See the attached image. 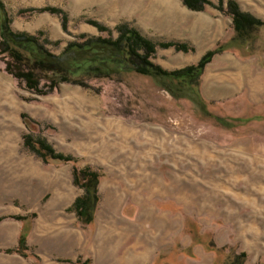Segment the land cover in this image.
I'll return each mask as SVG.
<instances>
[{
  "label": "rangeland",
  "instance_id": "obj_1",
  "mask_svg": "<svg viewBox=\"0 0 264 264\" xmlns=\"http://www.w3.org/2000/svg\"><path fill=\"white\" fill-rule=\"evenodd\" d=\"M1 1L11 30L55 57L116 40L124 24L154 44L148 61L166 72L221 52L197 87L119 70L109 49L69 52L62 59L106 63L87 87L45 96L0 54V264H129L141 253L142 264H264V0H209L202 11L183 0ZM233 5L261 23L243 40ZM25 136L72 161L41 158ZM73 168L98 174L90 224L73 210L84 194Z\"/></svg>",
  "mask_w": 264,
  "mask_h": 264
},
{
  "label": "trees",
  "instance_id": "obj_2",
  "mask_svg": "<svg viewBox=\"0 0 264 264\" xmlns=\"http://www.w3.org/2000/svg\"><path fill=\"white\" fill-rule=\"evenodd\" d=\"M183 4L191 11H202L209 0H183ZM230 6V5H228ZM229 16L232 18L233 30L239 40L245 39V31L261 25L250 15L240 13L236 7H230ZM116 40L86 39L80 44H69L60 57H55L40 45L35 36L11 30L10 19L0 0V54H6L10 61L6 62L5 70L15 79L22 82L29 92L38 96H45L53 92L60 84H73L87 87V81L103 70L106 59H62L66 53H94L103 49L110 50L108 62L116 64L119 70L128 71L131 66L141 75H154L171 77L177 81L186 82L197 87L199 77L212 57L221 52L220 48L206 53L194 66L175 72H166L158 66L151 64L148 58L154 53V44L143 38L136 30L121 25ZM168 47L170 45H163ZM172 46V45H171ZM175 46V45H173ZM185 51L184 47L175 46ZM141 52V54H139ZM98 61V62H97ZM96 64L95 67L93 65ZM39 73V74H38ZM46 83L41 85V81ZM28 148H31L43 159L62 162H71L69 157L56 154L44 141H33L30 137L24 139ZM36 144L33 147L32 144ZM74 184L83 189V196L76 199L73 210L77 219L83 224H90L93 212L98 202L97 184L98 174L90 169L72 170ZM81 181H80V180ZM24 238L19 239V245L24 247Z\"/></svg>",
  "mask_w": 264,
  "mask_h": 264
},
{
  "label": "crops",
  "instance_id": "obj_3",
  "mask_svg": "<svg viewBox=\"0 0 264 264\" xmlns=\"http://www.w3.org/2000/svg\"><path fill=\"white\" fill-rule=\"evenodd\" d=\"M254 88H256V85H255ZM253 92L255 93L256 90L254 89ZM141 254H142V253H141ZM141 254L138 255V256H136V255L131 256V257H130L129 264H142V262H143V257H142Z\"/></svg>",
  "mask_w": 264,
  "mask_h": 264
}]
</instances>
